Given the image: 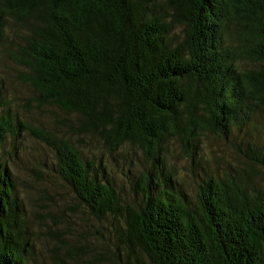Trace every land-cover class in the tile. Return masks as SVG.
<instances>
[{
    "label": "trees",
    "instance_id": "16d2710c",
    "mask_svg": "<svg viewBox=\"0 0 264 264\" xmlns=\"http://www.w3.org/2000/svg\"><path fill=\"white\" fill-rule=\"evenodd\" d=\"M10 29L16 48L0 53L26 70L35 107L148 161L127 202L69 139L0 115V147L21 130L47 146L53 174L111 235L99 252L49 228L53 264H264V146L235 135L262 131L264 0H0L2 49ZM203 135L230 140L247 168L204 176L191 202L166 158L176 143L199 164ZM26 218L0 164V264H38Z\"/></svg>",
    "mask_w": 264,
    "mask_h": 264
},
{
    "label": "rangeland",
    "instance_id": "374dc122",
    "mask_svg": "<svg viewBox=\"0 0 264 264\" xmlns=\"http://www.w3.org/2000/svg\"><path fill=\"white\" fill-rule=\"evenodd\" d=\"M4 36L6 40L2 41L3 49L0 50L14 51L18 43L15 33L10 29L4 32ZM4 53H0V115H9L15 122L53 131L69 139L83 158L94 161L96 166L106 167L108 179L124 200L138 202L140 197L132 186L140 172L148 168V161L142 152L131 147H124L119 153L109 152L97 137L71 133L65 127L66 116L62 112L52 107L34 106L32 100L35 93L22 78L26 70ZM256 121L262 127L261 132H246L242 137L235 133L236 140H253L264 146V111L258 113ZM17 132L18 135H7L3 140L0 164L7 167L15 196L25 211L30 239L34 243L35 261L38 264H53L50 250L57 241L49 236L50 229L59 231L64 241L70 244H85L87 250L89 245V249L107 251L111 247L109 231L101 228V224L88 214L68 186L53 174L52 151L27 131ZM232 147L230 140L203 135L199 146L201 161L194 166L186 160L176 143L171 144L166 163L176 176L178 188L191 202L195 200L196 183L204 176H222L233 168H247Z\"/></svg>",
    "mask_w": 264,
    "mask_h": 264
}]
</instances>
